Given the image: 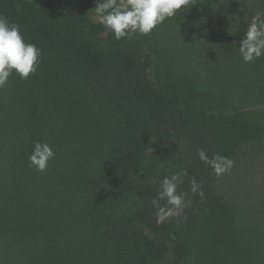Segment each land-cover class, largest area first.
<instances>
[{
    "label": "trees",
    "instance_id": "trees-1",
    "mask_svg": "<svg viewBox=\"0 0 264 264\" xmlns=\"http://www.w3.org/2000/svg\"><path fill=\"white\" fill-rule=\"evenodd\" d=\"M230 2L191 0L117 40L97 0H0L42 50L35 74L0 89V264H264V229L197 156L234 159L264 140V57L245 63L229 30L211 59L197 38H174ZM36 140L55 152L43 173L28 162ZM183 169L191 206L157 224L159 182Z\"/></svg>",
    "mask_w": 264,
    "mask_h": 264
},
{
    "label": "clouds",
    "instance_id": "clouds-1",
    "mask_svg": "<svg viewBox=\"0 0 264 264\" xmlns=\"http://www.w3.org/2000/svg\"><path fill=\"white\" fill-rule=\"evenodd\" d=\"M190 3L191 0H97L94 15L102 26L112 32L115 39L120 40L135 33L150 34L158 25L173 18L178 10ZM244 20L247 27L239 41L238 50L242 60L250 63L264 57V11L248 16L245 14ZM238 23L240 24V19ZM41 58L42 50L36 44L25 41L20 26L0 14V89L4 88L13 73L21 80L35 74ZM147 155H151L150 149ZM197 156L217 178L230 172L235 166L232 158L218 152L209 156L208 152L200 149ZM54 157L55 152L49 143L36 140L28 155L29 166L37 172H46L49 161ZM188 175L187 169H183L160 180L156 196L151 200L157 224L174 218L178 221L184 210L191 206V198L186 199L188 193L179 190L183 183L182 177ZM189 185L193 196L204 197L200 183L191 179Z\"/></svg>",
    "mask_w": 264,
    "mask_h": 264
},
{
    "label": "rangeland",
    "instance_id": "rangeland-1",
    "mask_svg": "<svg viewBox=\"0 0 264 264\" xmlns=\"http://www.w3.org/2000/svg\"><path fill=\"white\" fill-rule=\"evenodd\" d=\"M257 11H264V0H231L212 23L194 31L177 32L174 38L180 40L188 35L197 38L202 55L211 59L221 32L229 30L241 40L247 27L245 14L248 16ZM93 17L96 20L95 15ZM233 160L235 166L219 177L217 187L244 217L264 229V140L242 147Z\"/></svg>",
    "mask_w": 264,
    "mask_h": 264
}]
</instances>
